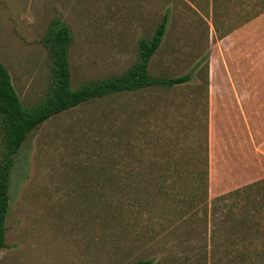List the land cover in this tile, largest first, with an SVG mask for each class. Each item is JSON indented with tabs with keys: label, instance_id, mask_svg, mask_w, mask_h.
Instances as JSON below:
<instances>
[{
	"label": "rangeland",
	"instance_id": "374dc122",
	"mask_svg": "<svg viewBox=\"0 0 264 264\" xmlns=\"http://www.w3.org/2000/svg\"><path fill=\"white\" fill-rule=\"evenodd\" d=\"M263 13L264 0H0V61L26 108L54 81L46 37L56 22L71 33L72 88L130 70L139 39L165 14L148 71L191 75L176 88L88 100L28 133L13 157L0 264H264V205L243 203L226 222L210 215L215 197L264 177L232 182L208 166V207L173 199L199 195L209 73L241 55L245 68L246 53L264 67ZM3 149L0 120V157ZM166 175L174 186L157 190ZM245 209L248 225H234Z\"/></svg>",
	"mask_w": 264,
	"mask_h": 264
},
{
	"label": "trees",
	"instance_id": "16d2710c",
	"mask_svg": "<svg viewBox=\"0 0 264 264\" xmlns=\"http://www.w3.org/2000/svg\"><path fill=\"white\" fill-rule=\"evenodd\" d=\"M167 20V15H163L152 37L148 40L145 38L139 39L138 59L130 70L121 75L89 82L77 88H72L70 81L68 48L71 42V33L65 24L61 22L54 23L52 30L46 37L52 46L54 81L47 96L30 108L24 107L21 103L12 85L8 70L0 61V120L4 130V149L0 157V250L7 247L4 222L9 209V185L13 157L18 152L28 133L37 129L50 117L91 99L142 89L176 88L191 80L189 73L173 77H164L154 76L148 71L150 59L161 44ZM205 118H207V112ZM208 151V129L206 126L202 172L199 174V195H196L193 191L189 195L183 193L173 198L177 202H188V205L191 206L198 201L200 204H205V207H208ZM170 175L175 178L172 183L176 185L180 177V172L176 171ZM170 175H166L167 177L162 176V181L155 182L157 190H165V186L167 185L174 186L167 184V179ZM252 191L253 195L251 197L249 192ZM227 201H231L229 206L226 203ZM211 202L210 215L212 219H220L222 222L228 221L229 216L235 214L234 212L238 211L237 209L245 208L242 205L243 203L261 208L264 205V178L219 195ZM224 208L227 211L224 212ZM244 211H239L238 216L235 217L234 225H248V210L245 209ZM205 214L208 215L207 210ZM152 263V259H141L126 264Z\"/></svg>",
	"mask_w": 264,
	"mask_h": 264
},
{
	"label": "crops",
	"instance_id": "0c3cea01",
	"mask_svg": "<svg viewBox=\"0 0 264 264\" xmlns=\"http://www.w3.org/2000/svg\"><path fill=\"white\" fill-rule=\"evenodd\" d=\"M253 44L246 40L242 47ZM257 44L264 47V40ZM245 56L247 64L250 60L245 68L239 66L241 55L235 57L236 67L208 75L209 168L235 177L232 182L264 177V67L255 69L253 53Z\"/></svg>",
	"mask_w": 264,
	"mask_h": 264
}]
</instances>
